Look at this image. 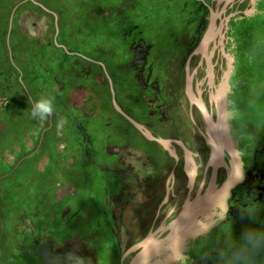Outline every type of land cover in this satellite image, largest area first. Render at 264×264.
Masks as SVG:
<instances>
[{"label":"flooded vegetation","instance_id":"af4514ba","mask_svg":"<svg viewBox=\"0 0 264 264\" xmlns=\"http://www.w3.org/2000/svg\"><path fill=\"white\" fill-rule=\"evenodd\" d=\"M0 1L12 4L6 9L0 4V111L10 109L8 119L0 116V264H41V246L64 252L67 242L77 237L60 244L47 231L53 222V208L41 210L30 203L28 211L18 205L7 214L11 209L6 203L7 192L20 191L25 182L27 195L36 177L35 167H41L40 175L47 178V167L53 158L65 163L82 160L81 164L87 163L82 164L86 176L94 169L101 179L96 190L99 199L94 233L86 239L77 237L99 264H128L134 254L133 250L127 252L131 246L158 227L170 224L186 199L208 186L214 170L210 160H225L226 165L217 169L219 185L229 179L233 169L230 160H238L240 173L228 195L226 211L216 210L218 225L207 235L190 239L182 250L187 257L180 255L176 261L229 264L240 234L264 223V75L256 69L254 60H247L251 55L244 52L237 57L236 52L244 49L231 36L234 16L227 25L224 46L211 43L206 55L201 52L191 56L206 28L193 47L190 42L196 30L186 36L187 45L181 44L184 51L181 47L172 51L160 49L162 32L148 39L137 24L136 29H126L121 34L131 52L130 60L125 62L118 60V47L113 42L92 43L84 22L83 28H76L81 22L74 17L78 9L75 2ZM94 3L89 14L97 17L95 11L102 6ZM70 15H74V21L69 20ZM209 18L210 13L208 22ZM5 27L7 34L3 37ZM136 52L144 63L134 64ZM167 53L168 58L163 57ZM229 55L233 60L225 97L228 132L236 154L233 156L224 147V156L215 158L211 157L207 140V121L195 99L200 98L217 121L211 96L216 90L210 82L219 85L223 81L229 70ZM196 58L198 65L192 70ZM167 62H174L175 67ZM188 67L193 72L190 82ZM44 95L54 97V114L47 121L27 122L32 117V103ZM106 110L109 116L103 115ZM112 114L121 115L126 123L112 124ZM61 117L68 123L58 133L54 144L57 154L53 156V146L45 133L52 128L57 131L56 123ZM15 118L21 119L25 127L21 128L22 122L12 123ZM96 123L99 128L91 139L85 126ZM146 131L169 141L168 146L148 137ZM36 152L48 160H26ZM62 186L67 187L66 195L60 197L57 190ZM68 190L72 192L67 194ZM55 195L60 203L77 196L76 187L59 183ZM64 205L68 212L71 207ZM167 232L165 228L161 234ZM89 239L107 246V253L103 255L90 247Z\"/></svg>","mask_w":264,"mask_h":264},{"label":"rangeland","instance_id":"374dc122","mask_svg":"<svg viewBox=\"0 0 264 264\" xmlns=\"http://www.w3.org/2000/svg\"><path fill=\"white\" fill-rule=\"evenodd\" d=\"M68 3H76L75 7L78 9L76 11L85 13L88 9V6L85 4L86 0H68ZM93 2H101L100 6H102L105 3V0H91ZM111 2L115 3L117 7L120 5L121 8L126 6V4H130V0H110ZM245 1V0H244ZM248 3V6H250V0H246ZM127 2V3H126ZM144 3H148L149 5L143 6ZM190 3V0H155L154 5L150 3V0H142L140 1L136 8H135V14L140 13L141 16L138 18L137 24L141 26L140 29H142L145 37L148 39L153 38V33H160L164 30L165 34L167 36H161L162 41H159V44L161 46L160 49L166 47L168 49H171L172 51L176 49H182V51L185 50L183 45H187L186 42V36L188 35V31H195V29L192 28H186L187 31H184V33L178 37L179 31L181 30V27H184V24H182L181 19H185L189 16V11L186 8V6ZM0 4H8L6 1H0ZM235 4V3H234ZM232 4V5H234ZM79 7H78V6ZM107 7V4H104ZM230 6L227 9L226 15L229 13H235L236 11L232 10L234 6ZM143 6V7H142ZM102 10V9H101ZM187 10V11H186ZM96 14H99V12L95 11ZM103 14L110 15L111 9L103 8L102 10ZM100 13V15H102ZM74 16V15H73ZM72 15L69 16L70 21H74ZM79 16V15H78ZM77 16V17H78ZM224 16V15H223ZM75 17V16H74ZM110 18H113L114 20L118 19H126L129 16H127L126 13L117 11L116 13H113L109 16ZM179 18L180 21H175L174 19L167 20L168 18ZM184 17V18H183ZM156 18L157 20H160L158 23V26L155 27L152 25V19ZM100 20V18H97ZM167 20V21H165ZM165 21V23H163ZM220 21V20H219ZM218 21V23H219ZM163 23V25H162ZM102 25L100 21L95 22L92 25V29L89 30V27L85 30L87 34L93 33L96 28H99ZM162 25V27H161ZM76 28H80V25L77 23ZM111 30H105L102 34L98 35L96 38L92 39V43L95 41L99 42L101 41V45L109 44L110 42H113L117 47V56L119 61H125L128 62L131 58V52L130 48L127 45L126 41L122 38V29H118L115 25L111 26ZM163 30H161V29ZM172 32V33H171ZM171 33V35H169ZM257 36L263 35L264 32L260 29H257L256 31ZM84 34V33H83ZM227 35V34H226ZM157 38H155L156 43ZM176 39H179V43ZM183 44V45H181ZM159 46V47H160ZM257 47L263 48L262 42L256 43ZM170 53L163 54L164 56H169ZM166 58V60H167ZM168 63V62H167ZM214 63H217V59H214ZM169 66L175 67V63H168ZM198 65V58L195 59L193 63V69L196 68ZM114 64L110 62V67H113ZM53 81V80H51ZM120 102L124 107H126V104L123 100L120 99ZM10 109H7L5 111H0V116L2 119H8L7 115ZM109 113L107 110L104 112L103 115L109 116ZM38 121L36 119H33L32 117L30 120H27V122H34ZM125 122L124 118L121 115H115L112 114V124ZM22 122L21 119L15 118L14 121L12 120V123L19 125ZM126 123V122H125ZM99 124H93L92 126H85L86 130L90 134L89 137L91 139H94V133L99 128ZM25 127L24 123L22 122L21 128ZM19 128V130L21 129ZM21 131V130H20ZM41 134V133H40ZM58 136V131H56L55 128L48 130L45 133V137L47 139L49 138V142L52 144V155L56 156L57 149L55 144L56 138ZM24 137V135H23ZM48 152L46 151V154ZM20 154H18L19 156ZM44 155H42L40 152H36L34 154V157L26 160H48V158H42ZM5 157V155H4ZM41 158V159H40ZM82 160H73V162L65 163L63 160L53 158L49 166L47 167V172H49L48 177L45 178L40 175L42 172L41 167H35L36 171V177H34V181L30 186L28 187V193L27 195L24 194V191L27 189V186L24 183H22L24 186L20 189V191L17 192H7L6 194V203L7 206L11 207V209H7V214L12 213L14 211V207L20 205L22 210H27L32 203L35 206L40 207L41 210H44L46 208L50 211V208L54 209V213L51 216V219L53 220L52 224H49L47 231L51 232V235L60 243L62 244L64 241L68 240L72 236H77L81 239H86L90 234L94 233V220L96 217V203L99 199V195L97 194L96 190L100 188L101 184L100 178H97V170L91 169L89 171L88 177L83 172V166L82 164H87L86 162L81 164ZM88 167V165H86ZM73 184L76 187V193L77 196H69L68 198L64 199L62 202L58 203L57 198L55 195V191L58 187V184ZM67 188V187H66ZM65 188V189H66ZM65 189L60 187L57 192L59 193L60 197L66 195L64 194ZM93 190V192H91ZM63 191V192H62ZM72 191L68 190L67 194H70ZM36 202V203H35ZM35 203V204H34ZM65 203H68L71 209L67 212L63 205ZM65 206V205H64ZM40 210V212H42ZM67 212V213H66ZM66 213V215H65ZM66 216V217H64ZM262 220V219H260ZM259 228H264V224L260 225ZM90 247L94 248L99 253L105 255L108 251L107 246L101 244L99 241L95 239H89L88 240ZM238 245L240 247V242H238ZM232 247V245H230Z\"/></svg>","mask_w":264,"mask_h":264},{"label":"water","instance_id":"95a60500","mask_svg":"<svg viewBox=\"0 0 264 264\" xmlns=\"http://www.w3.org/2000/svg\"><path fill=\"white\" fill-rule=\"evenodd\" d=\"M243 1L244 0H213L215 3L209 5L210 18L208 25L191 56L201 52L206 55V50L211 43L215 46H224L228 22L237 12L227 15L225 13L232 4ZM256 4L257 0H250V6L243 10L244 15L250 16L256 13ZM138 53L139 52H136L135 54L134 64L144 63V58L141 59ZM207 59L210 62L211 54L208 55ZM232 60L233 57L229 55V70L225 72L223 81L219 85L213 84V81L210 82L216 90L211 93V96L217 108V121H214L212 115L208 113L204 102L200 98L195 99L207 121L209 132L207 140L211 146V157L215 158L224 156V147L231 151L233 156L236 154V150L232 145V140L228 132L229 109L227 107L228 101L225 97L226 87L228 86L227 77L232 70ZM187 71L188 81L190 82L193 72L190 71L189 67ZM209 76L212 78L213 73L211 72ZM188 89L190 91V88ZM198 92L201 93L199 85ZM116 106L121 110L117 103ZM222 130L225 131V143L223 144L219 143L215 138L217 131ZM146 135L152 139L158 140L164 145L168 146L169 144V141L154 137L148 131H146ZM209 163L213 164L214 170L208 186L204 190H200L195 197L186 199L181 211L170 224L164 228H161L162 226L158 227L154 231L148 233L141 241L131 246L127 252L133 250L134 254L128 264H176L180 255L187 257V255L183 254L182 250L190 239L207 235L218 225L215 219L217 214L216 210L217 208H223L225 210L228 195L240 173L241 163L238 160H230L233 169L229 171V179L222 185H219L217 182V169L221 165H226L225 160H210ZM191 179H193V175ZM165 228H167L168 232L162 235L161 231ZM122 249H125L124 245ZM82 253H84V255H82ZM41 254V264H99L93 254L86 252V244L77 237H72L67 242L64 252L52 250L48 246H41Z\"/></svg>","mask_w":264,"mask_h":264},{"label":"trees","instance_id":"16d2710c","mask_svg":"<svg viewBox=\"0 0 264 264\" xmlns=\"http://www.w3.org/2000/svg\"><path fill=\"white\" fill-rule=\"evenodd\" d=\"M140 1L142 0H130V4H126V6L121 8L120 5H118L119 7H117L116 4L111 2L110 0H105L104 4H108V6L106 7L103 4L102 10L103 8H109L111 9V14L120 11L126 13L127 16H129L126 19L114 20L113 18L109 17L111 14L110 15L103 14L102 10L99 11V14L102 13V15H100L99 17L98 16L93 17L92 15H90L89 13L92 12L95 3L93 1L86 0L85 4L88 6V9L86 10L85 13H81L77 11L75 19H78L81 22L80 28H83L85 23L86 24L85 27L86 28L89 27V30L92 29V25L95 22L100 21L102 23V25L99 28H96L93 33L89 34V40L96 38L98 35L102 34L105 30H111L112 28L110 27L114 25L118 29H122L123 31L130 28L136 29L137 28L136 22H138V18L141 16V14L140 13L135 14V8ZM150 3L154 5L153 3H155V0H150ZM212 3H214L213 0H190V3L186 6V8L189 11V16L186 17L185 19H181V22L182 24H184V27H181L178 37L180 38L181 32L187 31L186 28L193 27L197 31V33L193 37V40L190 42L192 44V47L200 39L204 29L207 26L208 17L210 13L209 5ZM11 5L12 4L10 3H8L7 5L3 4V6H5V9L7 8V6H11ZM147 5L149 4L148 3L143 4V6H147ZM247 6L248 3L245 0L242 3L234 6V8L232 9L234 11H237V13L235 14L234 18L231 20V24H230L231 36L234 38L235 43L239 45L241 49H244L236 52L237 57H239L244 52H246L247 55H251V57H248L247 60L250 59L254 60V62L257 63L256 69L257 70L261 69L264 75V34L257 36L256 33L257 29H260L261 31L264 32V0H257V5H256L257 11L251 16H246L243 13V10L247 8ZM4 12L9 14L10 10H5ZM97 18H100V20H98ZM171 19H174L176 22L180 21V17L177 19H175L174 17L168 18L167 20H171ZM159 21L160 20L153 18L152 25L157 27ZM165 21L163 23H165ZM138 28H141V26L139 25ZM171 33L169 35H171ZM189 33H191V31H188V35ZM6 34H7V27L4 28L3 37H5ZM162 34L164 36H167L164 30L162 31ZM176 40L178 41V44H180L179 39ZM258 42H262L263 48L256 46V43ZM251 73H253V71H251ZM7 220H8V216H7ZM233 230L234 229H232L231 231ZM234 247L235 248L233 249V251L236 252L239 248V245H234ZM229 264H233V259L229 262ZM253 264H264V251L255 254L253 258Z\"/></svg>","mask_w":264,"mask_h":264},{"label":"clouds","instance_id":"9594fccd","mask_svg":"<svg viewBox=\"0 0 264 264\" xmlns=\"http://www.w3.org/2000/svg\"><path fill=\"white\" fill-rule=\"evenodd\" d=\"M55 112L54 97L44 95L35 100L31 107V116L38 121H47ZM68 123L66 118H59L56 123L58 133ZM226 211V208H225ZM240 247L233 253V264H253L256 253L264 251V228L248 227L239 236Z\"/></svg>","mask_w":264,"mask_h":264},{"label":"bare ground","instance_id":"6f19581e","mask_svg":"<svg viewBox=\"0 0 264 264\" xmlns=\"http://www.w3.org/2000/svg\"><path fill=\"white\" fill-rule=\"evenodd\" d=\"M215 138L217 141L221 144L225 143V131H217V134L215 135Z\"/></svg>","mask_w":264,"mask_h":264}]
</instances>
